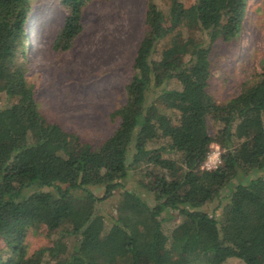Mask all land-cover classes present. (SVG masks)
<instances>
[{"label": "trees", "instance_id": "obj_1", "mask_svg": "<svg viewBox=\"0 0 264 264\" xmlns=\"http://www.w3.org/2000/svg\"><path fill=\"white\" fill-rule=\"evenodd\" d=\"M35 1L0 0V264H264V175L251 177L264 172V67L222 104L208 90L211 45L236 46L246 0H164L166 12L146 0L125 101L110 113L116 127L85 146L38 109L25 60ZM92 1L58 0L55 51L72 47ZM212 143L220 164L205 170ZM132 170L152 205L123 187ZM116 191L109 225L85 241ZM172 211L181 225L167 231ZM40 228L49 244L29 253L26 234Z\"/></svg>", "mask_w": 264, "mask_h": 264}, {"label": "rangeland", "instance_id": "obj_2", "mask_svg": "<svg viewBox=\"0 0 264 264\" xmlns=\"http://www.w3.org/2000/svg\"><path fill=\"white\" fill-rule=\"evenodd\" d=\"M166 12L164 0H154ZM189 5L192 0H180ZM146 0H94L82 14L83 30L66 51H55L53 42L63 24L65 11L58 0H36L27 23V77L35 88L40 113L59 123L65 130L79 137L82 146L97 145L116 127L110 113L125 101L124 86L131 74L136 46L143 35ZM187 26L183 29L187 32ZM232 43L216 39L211 45V76L208 90L213 100L222 104L236 95L245 84L255 81L264 67V0H246L241 30ZM236 49V50H235ZM176 84H170L175 87ZM0 96V106L4 105ZM157 103L169 111L168 97ZM217 145L211 144V148ZM264 172H258L256 177ZM141 174L129 172L123 187L137 193L149 205L152 197L138 184ZM246 181V180H245ZM32 187L28 191L41 189ZM101 195L102 190L88 187ZM45 189V188H42ZM227 190V189H226ZM114 197L100 204V213L85 230L84 240L95 241L109 225L105 213L115 202ZM216 203L205 205L210 211ZM220 210L217 212V214ZM167 231L177 230L181 217L176 212L164 214ZM28 252L49 244L45 229L28 231L25 237ZM2 240H0V246ZM264 262V261H263ZM221 264H241L236 258Z\"/></svg>", "mask_w": 264, "mask_h": 264}, {"label": "built area", "instance_id": "obj_3", "mask_svg": "<svg viewBox=\"0 0 264 264\" xmlns=\"http://www.w3.org/2000/svg\"><path fill=\"white\" fill-rule=\"evenodd\" d=\"M220 164V148L218 145L210 147L205 159L201 162V168L205 170L215 169Z\"/></svg>", "mask_w": 264, "mask_h": 264}]
</instances>
